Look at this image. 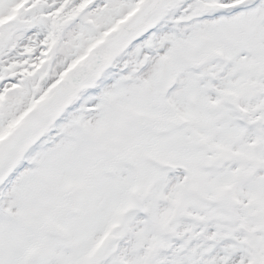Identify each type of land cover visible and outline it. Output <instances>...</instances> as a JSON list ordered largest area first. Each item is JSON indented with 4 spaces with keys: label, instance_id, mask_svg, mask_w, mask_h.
<instances>
[{
    "label": "snow or ice",
    "instance_id": "1",
    "mask_svg": "<svg viewBox=\"0 0 264 264\" xmlns=\"http://www.w3.org/2000/svg\"><path fill=\"white\" fill-rule=\"evenodd\" d=\"M0 264H264V0H0Z\"/></svg>",
    "mask_w": 264,
    "mask_h": 264
}]
</instances>
